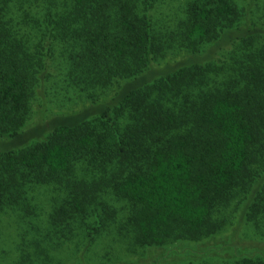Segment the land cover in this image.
I'll use <instances>...</instances> for the list:
<instances>
[{
	"label": "trees",
	"instance_id": "obj_1",
	"mask_svg": "<svg viewBox=\"0 0 264 264\" xmlns=\"http://www.w3.org/2000/svg\"><path fill=\"white\" fill-rule=\"evenodd\" d=\"M159 1L0 0V196L23 177L70 190L66 177L80 156L102 169L100 185L130 203L141 247L212 237L240 209L250 221L251 212L264 213V26L230 0H191L180 24L194 49L208 50L157 65L162 49L150 11ZM26 4L37 18L19 12ZM41 15L66 40L77 82L115 92L27 129L47 60H31L25 37L38 31L43 38ZM234 45V61L221 73L213 61ZM74 183L81 189L73 186L54 209L63 230L87 213L96 190ZM102 226L87 229L85 251ZM85 251L81 261L89 264ZM235 263L264 264V257Z\"/></svg>",
	"mask_w": 264,
	"mask_h": 264
},
{
	"label": "rangeland",
	"instance_id": "obj_2",
	"mask_svg": "<svg viewBox=\"0 0 264 264\" xmlns=\"http://www.w3.org/2000/svg\"><path fill=\"white\" fill-rule=\"evenodd\" d=\"M190 1L160 0L150 11L154 33L161 44L157 48L162 49L156 55L157 65L180 60L196 49L199 53L208 50L210 44L194 49L185 37L186 26L180 24ZM230 1L245 16H251L255 24L264 26V0ZM21 9L24 11L18 9L20 13L30 9L28 18L38 16L34 6L26 4ZM14 10V19L18 22L19 12ZM46 18L41 15L38 24V30L45 33L41 40L35 36L38 31L25 37L26 47L32 53L31 60H47V73L36 84L29 100L27 129L36 125L39 118L47 120L57 114L81 110L89 104L93 94L96 101H101L109 99L115 92L113 87L106 90L77 82L80 78L71 74L66 40L59 37L56 23ZM237 48L234 45L219 52L213 61L214 67L225 72L231 60L234 61L232 57ZM40 50L42 52L38 53ZM211 75L216 77V73ZM216 79L223 81V78ZM121 121L124 125L125 118L121 117ZM75 160V172L66 179H73L71 189H74L75 181H85L88 186H82L84 189L95 187L91 208L83 215H76L70 226L63 230L53 222L54 209L71 189L19 178L0 196V264H82L81 256L89 243L87 229L98 222L103 226L85 251L89 264H236L237 259L245 255L264 257V213L251 212L255 215L250 221L245 215L243 218L241 209L230 216L218 233L201 241H173L160 247L138 246L130 223L133 211L130 203L112 186L100 185L105 178L102 169L83 157L78 156ZM77 185L74 187L80 188Z\"/></svg>",
	"mask_w": 264,
	"mask_h": 264
}]
</instances>
